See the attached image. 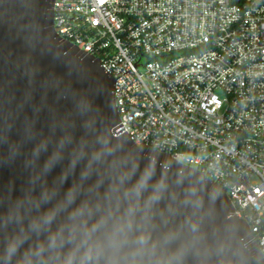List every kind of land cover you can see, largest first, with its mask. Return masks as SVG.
<instances>
[{
  "label": "water",
  "instance_id": "1",
  "mask_svg": "<svg viewBox=\"0 0 264 264\" xmlns=\"http://www.w3.org/2000/svg\"><path fill=\"white\" fill-rule=\"evenodd\" d=\"M53 7L54 0H0V264H26V251L51 233L66 234L68 214L82 201L122 211L126 201L117 208V194L149 167L151 183L163 178L167 185L148 212L152 240L169 229L191 235L194 223L200 240L183 264H264L222 188L169 154L132 143L115 107V80L98 58L57 36ZM70 188L76 203L50 226L33 228ZM16 240L22 243L9 260ZM69 247L59 256L46 247L47 259L36 264H59Z\"/></svg>",
  "mask_w": 264,
  "mask_h": 264
},
{
  "label": "built area",
  "instance_id": "2",
  "mask_svg": "<svg viewBox=\"0 0 264 264\" xmlns=\"http://www.w3.org/2000/svg\"><path fill=\"white\" fill-rule=\"evenodd\" d=\"M53 28L115 80L132 143L222 188L264 258V0H54Z\"/></svg>",
  "mask_w": 264,
  "mask_h": 264
},
{
  "label": "clouds",
  "instance_id": "3",
  "mask_svg": "<svg viewBox=\"0 0 264 264\" xmlns=\"http://www.w3.org/2000/svg\"><path fill=\"white\" fill-rule=\"evenodd\" d=\"M153 172L154 169L149 167L134 183L117 194V208L126 201L122 211H105L98 203L90 205L82 201L68 214L65 222L67 233L63 229L51 233L46 244L42 242L37 248L26 251L23 256L26 264L47 259L43 254L46 247L55 249L54 254L59 256L65 244L70 247L59 264H121L122 261L139 264L145 258L154 260L156 264H183L186 251L198 244L200 236L193 223L189 229L191 235L181 236L179 229H169L156 240L151 239L150 231L145 227L150 220L148 212L160 201L167 187L163 178L151 183ZM44 199L47 202L48 197ZM76 199V189L70 188L53 208L32 221V227L39 230L50 226L58 212L75 204ZM137 227L141 230L136 231ZM21 243L16 240L9 244V260Z\"/></svg>",
  "mask_w": 264,
  "mask_h": 264
}]
</instances>
